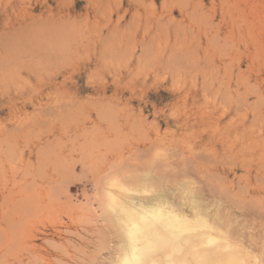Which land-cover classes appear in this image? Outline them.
I'll list each match as a JSON object with an SVG mask.
<instances>
[{
  "label": "rangeland",
  "instance_id": "374dc122",
  "mask_svg": "<svg viewBox=\"0 0 264 264\" xmlns=\"http://www.w3.org/2000/svg\"><path fill=\"white\" fill-rule=\"evenodd\" d=\"M158 198L157 264H264V0H0V264L98 263Z\"/></svg>",
  "mask_w": 264,
  "mask_h": 264
},
{
  "label": "bare ground",
  "instance_id": "6f19581e",
  "mask_svg": "<svg viewBox=\"0 0 264 264\" xmlns=\"http://www.w3.org/2000/svg\"><path fill=\"white\" fill-rule=\"evenodd\" d=\"M11 84H13V83H11ZM14 85H16V83ZM18 86L19 87H21V86L24 87L23 85H20V84H18ZM12 87L15 90V87L13 85H12ZM27 102H29V101H27ZM46 114H47V112H46ZM12 117L15 118V116H12ZM173 182H175V181H173ZM160 197H162V196H160ZM158 199H156L154 201L151 200V202H148V203L145 202L146 205L145 204L144 205L143 204H138V202L137 203L135 202L136 204L133 205V207H131V209L133 208L132 211L131 210L125 211L126 212L125 213L126 217L129 216V215L131 216V214H132L133 218H135V219H132V216L130 217L131 219H129L128 217L127 218L125 217V219L128 221V223H127V221L122 217L124 215H122L121 217L124 219L125 224L122 225V223H121L120 226L119 225H115V226H118V227H115V226H114L115 228L111 227L110 229H111L112 232H109V233H108V231L106 232L107 235L110 234L111 236H113V238L115 237L116 240H117V237L119 236L117 242H119L121 240L120 242L123 244V246H121L122 244H120V242L118 243V244H120L121 247L120 246L119 247L121 249L117 245L115 247H118L120 250L118 251V248L116 249L114 247L115 250L117 251V253H116V251H114V249H113V251H114L113 252V251L109 250L110 247H111L110 243L104 241L103 243H105V246L108 245L109 248L107 246L105 247L104 244L101 243L98 246V247H100L99 250H101V249L104 250L105 248H107L108 250H105V251H111V253L109 252L108 255L106 254L107 258H106V256H103V257H105L103 259V260H105V262H103V260L98 257V259H101L100 260L101 262L99 261L97 263L96 262L97 260L94 259V258L97 257L95 255L94 258L92 256L94 261H92L93 259L90 258L89 260L91 262H88V264H157L156 261H153L152 257H151L152 250L154 248H156L155 247V242L151 241V237L161 235V233H167V229L166 228H168V227L169 228L174 227V229H177V227H179V226H177V227H175V226L178 225L179 223L181 224L182 223L181 221H183V219H184V218H181L182 216L176 214L175 211L170 209V207H165L166 209H168L166 211V209H164L161 206V204H160V202H162L163 197L161 198V201H160V199L159 200ZM163 203L164 202H162V204ZM118 211H119V209H118ZM129 212H133V213L130 214ZM135 212L138 214V216H137V214ZM136 217H138V219ZM157 222L161 223V227L162 228L161 229H156V230H151L150 226L156 224ZM182 224L184 225L185 221ZM183 225H180V227L183 228ZM180 227H179V229H180ZM156 240L159 241L160 243H162L163 239L162 240L156 239ZM164 240H166V239H164ZM103 246H104V248H103ZM111 248H113V247H111ZM112 252H113V254L115 253L116 256H115V254L113 255ZM59 261H60V259H59ZM62 264H65V263H62ZM77 264H79V263H77ZM81 264H85V263H81ZM86 264H87V262H86Z\"/></svg>",
  "mask_w": 264,
  "mask_h": 264
}]
</instances>
